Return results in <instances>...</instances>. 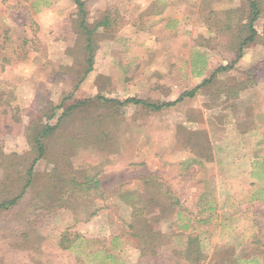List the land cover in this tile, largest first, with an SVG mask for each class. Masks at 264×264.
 <instances>
[{
	"label": "rangeland",
	"instance_id": "1",
	"mask_svg": "<svg viewBox=\"0 0 264 264\" xmlns=\"http://www.w3.org/2000/svg\"><path fill=\"white\" fill-rule=\"evenodd\" d=\"M87 1L90 22L107 15L110 24L95 34L93 69L76 86L84 36L73 2L0 0V91L23 118L3 140L9 195L32 157L29 111L40 119L67 97L54 124L97 95L174 101L220 65L232 67L159 111L93 101L63 119L45 139L35 182L0 213V264H127L136 251L138 264H196L190 233L200 239L192 244L199 264H243L253 251L249 210L264 225V0L258 35L237 60L247 0ZM86 177L99 188L81 186Z\"/></svg>",
	"mask_w": 264,
	"mask_h": 264
},
{
	"label": "trees",
	"instance_id": "2",
	"mask_svg": "<svg viewBox=\"0 0 264 264\" xmlns=\"http://www.w3.org/2000/svg\"><path fill=\"white\" fill-rule=\"evenodd\" d=\"M74 4L75 13L77 16L76 27L74 30L76 33H80L84 36V68L83 71L78 73L77 75V83L76 86L80 84L83 79L88 75L89 72L92 71L94 65V52L96 48V39L95 34L98 32L100 27H106L110 24L107 15H104L102 19H97L95 21L90 22V9L89 3L87 0H71ZM248 7H249V14L247 17V22L242 25V28L246 29V35L239 39L238 44V55L235 58L237 60L242 55L243 48L248 44L254 41L255 37L258 35L257 30L254 27V23L259 18L260 10L258 7V0H247ZM36 25L32 21H30V26ZM7 31L4 30L0 33V38H4ZM1 43V41H0ZM23 43H26L24 40ZM2 44H0V47ZM21 60L26 59V56L21 57ZM232 67L231 64L229 65H220L217 67L211 75L204 79L200 84L196 85L192 89L183 91L176 100L168 101V102H149L139 97H128L124 100L118 99H107L103 96H95L92 98H87L84 100H78L75 103L69 105L68 107L64 108L62 113L58 116L56 122L54 124L50 123V121L56 117V109L62 108L64 106V101L67 97H64L61 103L58 106L50 105V109L47 113L42 114V119L38 118L32 112L26 113L27 119L25 123V136L27 142L30 147V153L32 155L31 160L27 169L23 176L18 174V179L22 180V187L18 193L13 195H9L6 193V181L3 179L0 181V213L5 212L13 208L18 204V201L22 198L25 191L35 182V171L34 166L39 159H42L46 153V145L45 139L50 135L58 125L65 119L66 117L73 114L74 111L77 109H81L84 107L89 106L93 101L96 102H103L110 105L115 106H129V105H141L147 109L159 111L164 107H168L171 105L176 104L178 101H181L183 98H192L196 95L198 89L204 85L210 83L218 73L226 71ZM249 71H253L249 69ZM10 92L5 93L4 91H0V165L3 164L7 159L8 155H6L3 150V140L5 134L8 132L11 133L10 126L18 125L20 126L23 123V118L18 116L19 109L17 107L10 106ZM264 162V157L261 159ZM51 177L54 178V175L51 174ZM7 178V177H6ZM5 178V180H6ZM50 182H54L50 178ZM73 182V181H71ZM81 186L86 187V189L90 190L93 188H99V180L95 179L94 177H86L85 181L80 184ZM35 210V209H34ZM248 215L250 216L251 224L255 229V233L251 238L250 246L253 249L250 252L251 259L257 261L261 260V263L256 264H264V225L263 223L257 218V213L255 210H249ZM204 221H207L204 220ZM200 241L199 236L194 233H190L187 236V247L186 252L188 255L193 256V262L199 264L202 259V253L200 249V245L192 246L194 242ZM110 256V255H109Z\"/></svg>",
	"mask_w": 264,
	"mask_h": 264
},
{
	"label": "crops",
	"instance_id": "3",
	"mask_svg": "<svg viewBox=\"0 0 264 264\" xmlns=\"http://www.w3.org/2000/svg\"><path fill=\"white\" fill-rule=\"evenodd\" d=\"M41 12H38V10H35L36 12H35V19L36 20H38V21H41L42 22V20H44V18H45V16H46V14H48L49 15V13L51 12V11H53L54 10V7L53 6H47V7H45V8H41V9H39ZM54 19H52L51 18V21L50 22H52ZM49 23V22H48ZM157 249V248H156ZM156 249H154V250H156ZM136 250V249H135ZM152 254H151V256L152 257H155L156 256V262H158V263H161V261H159L160 260V258H159V256H157L158 254L157 253H153V252H151ZM134 255H135V259H134V261H128L127 262V264H138V262L140 261V257H141V254H140V252L139 251H136V252H134L133 253ZM158 258V259H157ZM239 261H241L240 259H239ZM242 261H244V263L243 264H256V263H261V260H257V261H255V260H253V259H251V258H249V259H243ZM94 262V261H93ZM95 264H99L100 262H99V260H95V262H94ZM4 264V263H3ZM5 264H9V263H5ZM11 264V263H10ZM122 264V263H121Z\"/></svg>",
	"mask_w": 264,
	"mask_h": 264
}]
</instances>
